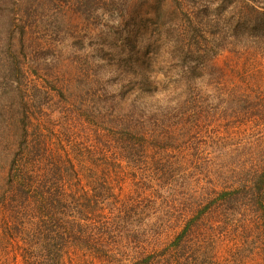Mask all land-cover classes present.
I'll list each match as a JSON object with an SVG mask.
<instances>
[{"label": "rangeland", "instance_id": "1", "mask_svg": "<svg viewBox=\"0 0 264 264\" xmlns=\"http://www.w3.org/2000/svg\"><path fill=\"white\" fill-rule=\"evenodd\" d=\"M243 1L0 0V113L13 105L19 117L16 126H21L5 134L0 176L6 173L23 136L32 154L62 153L63 128L72 123L81 139L102 135V148L118 160L119 173H113L114 165L109 171L99 168L100 184L108 178L119 191L122 177L127 192L145 190L150 198L148 219L157 223L159 216L168 218L161 227L165 239L189 225L186 240L190 248L184 253L179 250L177 264H214V254L219 260L216 264H223L232 254L245 256L251 264H264L259 229L250 222L257 213L249 210L250 201L237 206L220 200L205 211L201 201L188 203L184 197L185 191L225 184L217 172L225 169L231 157L238 154L240 163L234 161L230 166L250 161L245 156H253L259 148L253 137L254 109L210 103L182 106L166 98L178 90L174 80L182 79L186 70L202 76L196 86L207 92L215 90L217 85L209 76L212 56L227 72L226 61L233 56L230 43L234 44L231 49L238 48L234 42L239 37V21L246 15L251 24L255 22V12ZM178 26L186 31L182 41ZM107 72L123 80L115 82L111 90L126 85V78L132 76L158 87L153 98L160 100L150 111L159 115L156 120L143 121L141 129L147 134L139 141L143 144L139 151L134 147L123 150L111 133L98 130L97 123L105 118L99 119L101 114L94 111V94L106 86L102 81ZM16 75H22L21 79L16 81ZM224 85L230 88L228 83ZM78 108L90 110L93 121L83 120ZM39 128L48 138L36 135ZM164 128L170 130L166 135L160 132ZM80 162L84 161L79 157L76 164ZM91 174H83L84 183ZM2 257L0 264H24L22 259H13L10 247ZM103 263L97 258L90 264ZM65 264L73 263L66 258Z\"/></svg>", "mask_w": 264, "mask_h": 264}, {"label": "trees", "instance_id": "2", "mask_svg": "<svg viewBox=\"0 0 264 264\" xmlns=\"http://www.w3.org/2000/svg\"><path fill=\"white\" fill-rule=\"evenodd\" d=\"M249 1L243 3L255 12V22L251 24L246 15L239 21V37L234 42L238 48L231 49L234 44L230 43L228 50L233 56L226 61L227 72L217 66L216 56L211 58L213 71L209 76L217 85L215 90L207 92L196 86L195 82L202 76L195 70H186L182 79L174 80L178 90L166 98L171 104L182 106L210 103L238 110L254 109L256 132L253 137L259 148L253 156H245L244 160L250 161L230 166L228 164L234 161L240 163L238 154L231 157L225 169L217 172L225 184L211 183L210 187L185 191L184 197L188 203L198 199L205 211L220 200L227 204L235 202L237 206L250 201L249 210L257 212L250 222L259 229L264 247V0H253L252 5ZM178 30L182 41L186 36L185 28L178 26ZM15 67L17 70L19 65ZM14 77L18 81L22 75ZM118 79L119 76L113 77L107 72L102 81L106 86L94 94L97 97L94 111L101 114L99 119L105 118L97 123L98 130L111 133L123 150L134 147L139 151L143 147L139 141L147 134L141 129L143 121L156 120L159 115L150 111L152 104L160 100L153 98L158 87L147 79L132 76L126 78V85L111 90L115 82L123 81ZM180 80L183 81L181 86L178 85ZM125 98L129 100L123 104ZM77 111L83 120L93 121L88 114L90 110L78 108ZM16 113L13 105L5 106L0 113L1 151L5 149V134L21 127L16 126L19 119ZM232 127L229 125L230 129ZM73 129L72 123L63 128L62 153L50 150L32 154L26 148L29 146L24 136L13 150L6 173L0 176V243L8 246L0 244V260L10 247L13 259H22L24 264H65L66 258L73 264H90L97 258L104 261L103 264H177L179 250L184 253L190 248L186 240L189 225L178 235L165 239L161 227L168 218L159 216L157 223L148 219L150 198L144 195L145 190L132 189L135 194L127 192L122 177L119 191L113 189L108 178L105 184L98 182L102 166L109 171L114 165L113 173L120 172L116 169V157L111 159L102 148V135H88L84 140ZM160 132L166 135L170 130L164 128ZM43 133L42 128L36 131L37 136L48 138ZM130 138L137 141L132 143ZM79 157L84 162L77 165ZM85 161L91 163L87 165ZM84 173H92L86 183ZM113 198L116 201L112 203ZM212 256L213 263H219L218 256ZM245 259L243 255L232 254L223 264H251Z\"/></svg>", "mask_w": 264, "mask_h": 264}]
</instances>
